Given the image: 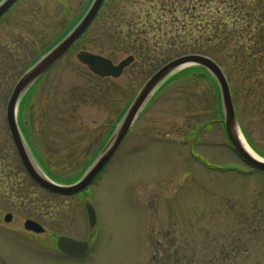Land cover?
I'll use <instances>...</instances> for the list:
<instances>
[{"label":"rangeland","instance_id":"obj_1","mask_svg":"<svg viewBox=\"0 0 264 264\" xmlns=\"http://www.w3.org/2000/svg\"><path fill=\"white\" fill-rule=\"evenodd\" d=\"M89 2L18 0L0 17V264H264V171L229 147L204 69L160 87L85 191L58 196L26 174L6 125L9 94ZM80 50L133 60L118 77H99L77 60ZM190 52L221 66L244 140L264 158V0H104L19 104L38 166L58 182L78 179L145 80ZM25 219L44 231H27ZM59 235L87 238L88 252H59Z\"/></svg>","mask_w":264,"mask_h":264},{"label":"water","instance_id":"obj_2","mask_svg":"<svg viewBox=\"0 0 264 264\" xmlns=\"http://www.w3.org/2000/svg\"><path fill=\"white\" fill-rule=\"evenodd\" d=\"M15 1L16 0H3V3H0V16H2ZM103 2L104 0H91L87 9L73 27L18 77L9 94L5 107V120L14 148L28 176L43 189L56 194L74 195L85 191L115 153L158 87L175 72L192 65L201 66L206 69L217 85L221 104L222 123L231 149L245 164L255 170L264 171V158L252 155L244 146L245 140L238 123L230 87L222 68L212 58L199 53H187L176 56L161 65L147 78L130 101L98 153L75 182L69 184L56 182L41 170L32 157L18 127L16 120L18 103L24 93L45 74L85 32L94 20ZM76 58L81 64L85 65L89 71L100 77H118L123 69L133 60V56L129 55L121 61L113 63L112 60L105 56L86 50L78 51L76 53ZM85 209L88 226L92 228L96 223V215L94 207L89 200L85 201ZM10 219L11 214H5L4 220L9 221ZM23 227L35 233L43 232V227L38 222L31 219H26L23 222ZM56 244L61 251L68 254L82 255L88 249L87 241L77 240L64 235L57 238Z\"/></svg>","mask_w":264,"mask_h":264},{"label":"bare ground","instance_id":"obj_3","mask_svg":"<svg viewBox=\"0 0 264 264\" xmlns=\"http://www.w3.org/2000/svg\"><path fill=\"white\" fill-rule=\"evenodd\" d=\"M245 148L254 156L259 157L247 144L244 142Z\"/></svg>","mask_w":264,"mask_h":264},{"label":"trees","instance_id":"obj_4","mask_svg":"<svg viewBox=\"0 0 264 264\" xmlns=\"http://www.w3.org/2000/svg\"><path fill=\"white\" fill-rule=\"evenodd\" d=\"M190 53H192V52H190ZM194 53H196V52H194ZM201 54H203V53H201ZM205 55H207V54H205ZM194 69H201V67H199V66H190V67H187V68H185V70H194ZM184 70V69H183ZM26 95V94H25Z\"/></svg>","mask_w":264,"mask_h":264},{"label":"flooded vegetation","instance_id":"obj_5","mask_svg":"<svg viewBox=\"0 0 264 264\" xmlns=\"http://www.w3.org/2000/svg\"><path fill=\"white\" fill-rule=\"evenodd\" d=\"M17 1H18V0H17ZM17 1H16V2H17ZM10 8H11V7H10ZM7 12H8V11H7ZM7 12H6V13H7ZM6 13H5V14H6ZM5 14H4V15H5ZM2 16H3V15H2ZM10 214H11V213H10ZM11 217H12V214H11Z\"/></svg>","mask_w":264,"mask_h":264},{"label":"snow or ice","instance_id":"obj_6","mask_svg":"<svg viewBox=\"0 0 264 264\" xmlns=\"http://www.w3.org/2000/svg\"><path fill=\"white\" fill-rule=\"evenodd\" d=\"M0 3H3V0H0Z\"/></svg>","mask_w":264,"mask_h":264}]
</instances>
